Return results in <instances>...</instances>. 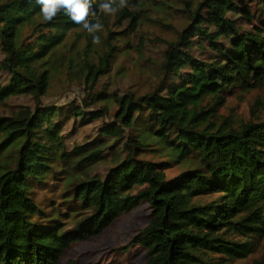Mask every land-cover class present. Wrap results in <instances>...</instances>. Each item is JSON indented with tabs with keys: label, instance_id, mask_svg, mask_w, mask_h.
I'll return each mask as SVG.
<instances>
[{
	"label": "trees",
	"instance_id": "obj_1",
	"mask_svg": "<svg viewBox=\"0 0 264 264\" xmlns=\"http://www.w3.org/2000/svg\"><path fill=\"white\" fill-rule=\"evenodd\" d=\"M152 1L128 0L130 8L110 15L113 23L138 34L140 11L163 12L159 4L146 7ZM180 1L183 7L170 5L183 26L152 62L158 73L150 89L108 94V83L101 85L129 45L113 37L122 30H110L108 46L91 58L85 48L87 57L79 52L75 63L89 100L63 109L41 99L56 74L71 70L62 51L68 41L85 36L90 44V34L64 12L45 22L36 0H0V77H9L0 105L19 96L39 101L0 115V264H61L75 244L98 238L143 203L150 222L121 250H143L145 264H234L257 252L264 118L238 122L221 108L237 89L264 85V0H256L260 18L250 28L249 0ZM99 2L92 7L107 26ZM197 39L200 56L191 49ZM69 117L76 129L99 121L97 134L68 148ZM46 135L58 144L45 146ZM175 167L181 172L169 177ZM40 189L55 195L39 200Z\"/></svg>",
	"mask_w": 264,
	"mask_h": 264
},
{
	"label": "rangeland",
	"instance_id": "obj_2",
	"mask_svg": "<svg viewBox=\"0 0 264 264\" xmlns=\"http://www.w3.org/2000/svg\"><path fill=\"white\" fill-rule=\"evenodd\" d=\"M165 1V5H164ZM193 0H191L192 2ZM195 2L198 0H194ZM180 0H158L146 4V7L151 6L152 3L159 4L163 7V12H158L159 17L152 15L153 12L146 14L139 12L141 15L138 19L140 25V32L137 34L134 30H129L124 27L115 25L113 17L105 15L109 20L108 24L104 25V30L97 33L101 37L100 44L89 43L85 36L73 35L68 41V46L63 48L65 63L71 65V70L64 67L61 72L54 76L51 88L46 96L41 99V103L47 106H63V109L69 108L70 104L77 102L81 105V99L87 98V90L85 85L76 77L79 64H75L79 59V52L83 54L84 49H88V56L91 58L100 51L101 48L108 46V31H123L117 32L113 37H121L122 45L129 43L123 51L118 53L116 68L110 73L102 86L107 85V93L112 94L116 90L132 89L142 92L147 91L153 85V81L157 76V68L153 61L160 60L167 40H172L176 35V29L182 27L181 14L176 11V8L183 7ZM252 2V10L255 14V21L247 23L248 28L256 23L259 16L258 2L256 0H249ZM172 6H171V5ZM169 5L171 7H169ZM164 9L166 11H164ZM156 13V12H155ZM229 16L238 18L240 14L229 13ZM138 25V26H139ZM137 26V27H138ZM200 39H197L191 49L195 54L200 56L203 51V46L199 45ZM110 44L117 45V38L109 40ZM3 54L0 50V62ZM74 59L73 64L71 60ZM73 68V69H72ZM75 68V69H74ZM72 71V75L69 74ZM0 77V84H5L9 77L2 74ZM39 101L30 97H21L10 100L8 106L0 105V115L4 113H11V109L15 111L18 106L27 105L35 107ZM118 106L112 108V114L116 113ZM221 113L231 117L234 121H246L254 115H260L264 118V85L261 88H254L249 91H242L237 89L231 95L227 96V103L221 108ZM254 114V115H253ZM110 119V117H107ZM66 121V122H65ZM65 127L63 135L66 137V144L68 148H73L77 144L93 138L97 134V128L100 122H89L84 126L77 128L72 125V119L69 117L64 119ZM44 145L53 147L58 144L57 138L52 139L50 135H46ZM106 164L100 166L101 172L104 171ZM181 172L180 167H175L167 171L169 177H174ZM39 200L53 198L55 194L51 193L50 189L38 190ZM151 218V209L147 203L141 204L138 208L129 214H125L117 222L106 229L98 238L75 244L63 257L61 264H145L147 256L145 252L137 247H132L128 251L121 250L127 245L147 224ZM234 264H264V241L260 243L257 252L251 255L246 261H237Z\"/></svg>",
	"mask_w": 264,
	"mask_h": 264
},
{
	"label": "clouds",
	"instance_id": "obj_3",
	"mask_svg": "<svg viewBox=\"0 0 264 264\" xmlns=\"http://www.w3.org/2000/svg\"><path fill=\"white\" fill-rule=\"evenodd\" d=\"M36 2L41 6L40 13L45 22L53 21L60 12H64L75 24L82 25L92 36L94 44L101 43V37L97 33L104 30V25L92 7L94 0H36ZM126 7H131L128 0H100L98 4L99 13L104 15H114Z\"/></svg>",
	"mask_w": 264,
	"mask_h": 264
}]
</instances>
